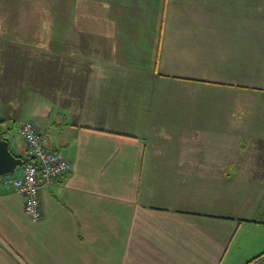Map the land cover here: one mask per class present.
Segmentation results:
<instances>
[{"label": "crops", "instance_id": "1", "mask_svg": "<svg viewBox=\"0 0 264 264\" xmlns=\"http://www.w3.org/2000/svg\"><path fill=\"white\" fill-rule=\"evenodd\" d=\"M262 37L264 0H0V139L28 158L19 127L31 120L72 167L41 189L39 221L4 182L20 166L0 176V264H247L264 252V120L201 96L264 93L238 80H264ZM233 182L254 188L226 210Z\"/></svg>", "mask_w": 264, "mask_h": 264}, {"label": "built area", "instance_id": "2", "mask_svg": "<svg viewBox=\"0 0 264 264\" xmlns=\"http://www.w3.org/2000/svg\"><path fill=\"white\" fill-rule=\"evenodd\" d=\"M3 127L0 124V133ZM19 135L34 161L20 166L19 172L11 179L3 177L5 183H11L24 198L23 210L33 221L42 218L40 191L50 185L54 178L69 173L71 164L58 149L48 147L47 137L33 121L25 120L19 127ZM247 264H264V252L252 258Z\"/></svg>", "mask_w": 264, "mask_h": 264}, {"label": "rangeland", "instance_id": "3", "mask_svg": "<svg viewBox=\"0 0 264 264\" xmlns=\"http://www.w3.org/2000/svg\"><path fill=\"white\" fill-rule=\"evenodd\" d=\"M246 37H247V39H246L247 52L245 51V55L247 57V56H250V50H249L250 47L253 46L254 42L257 39L249 38L250 36H249L248 32H247ZM220 43H221L220 40L218 42H215V48L216 49H218V48L221 49ZM263 45H264V43H263ZM240 55H241V53L238 54V56H240ZM255 62H256L255 64H257V65L250 64L248 61H246L244 64V67L261 66V62L259 64L257 63V61H255ZM250 70H254V69H250ZM243 71H245V70H243ZM213 77L228 81L229 80L228 77L230 79H233V78L238 77V75H237V71L230 70L229 72H227V71L225 72V71L219 69V70H216V73L213 75ZM241 78H244L243 82H247V83L251 82V83L259 85V86H261V84L264 82V80L261 78H257V77L252 78L251 76L249 77L247 75L241 76L238 80H240ZM262 86H264V84H262ZM262 88H264V87H262ZM204 92L201 93V96L205 95L206 97H209V101L207 102V104L209 106L208 108L212 111L220 112V111L225 110L227 108L229 109V111L231 110V112L233 110L234 111L257 110L260 113L259 116H261L260 120L261 121L264 120V93L259 92V90H254L252 88L251 89H243L239 92L242 95L247 94L246 97L242 96L243 98L240 95H238L235 98L234 96H236V94H234L232 87L225 86V85H215V86H213V88L209 87L208 92H206L205 94H203ZM228 93L230 94L229 96L227 95ZM211 96H212V98H210ZM242 99H245V100L243 101ZM227 101H228L230 107H227V104H226ZM216 136L219 137L220 135H214V137H216ZM217 140H219V138L214 139V141H217ZM15 174H16V171L14 173L10 174V176H13ZM249 184H253V182H246V183H244V182L243 183H234L233 182L232 190H234L236 192V194H234L235 196L232 195L234 198L233 197L228 198V200L223 199L222 200L223 203H221L223 205L222 207H227L228 209H226V210H232V209L234 210L236 208V206L241 207L240 196L245 195V199H246L253 192L254 187L250 186ZM237 191H239V193H237ZM227 201L230 203H227Z\"/></svg>", "mask_w": 264, "mask_h": 264}, {"label": "water", "instance_id": "4", "mask_svg": "<svg viewBox=\"0 0 264 264\" xmlns=\"http://www.w3.org/2000/svg\"><path fill=\"white\" fill-rule=\"evenodd\" d=\"M26 162L27 159L16 157L10 152L7 140L0 139V176L13 173Z\"/></svg>", "mask_w": 264, "mask_h": 264}, {"label": "trees", "instance_id": "5", "mask_svg": "<svg viewBox=\"0 0 264 264\" xmlns=\"http://www.w3.org/2000/svg\"><path fill=\"white\" fill-rule=\"evenodd\" d=\"M0 124H2V123L0 122ZM1 133L3 134L4 132H1ZM31 158H32V157H30V156H29V157H28V158H26V159H27V161H30V160H31Z\"/></svg>", "mask_w": 264, "mask_h": 264}]
</instances>
